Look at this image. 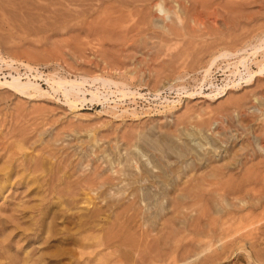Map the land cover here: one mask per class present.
Here are the masks:
<instances>
[{
    "label": "rangeland",
    "instance_id": "obj_1",
    "mask_svg": "<svg viewBox=\"0 0 264 264\" xmlns=\"http://www.w3.org/2000/svg\"><path fill=\"white\" fill-rule=\"evenodd\" d=\"M74 1L0 0V264H264V0Z\"/></svg>",
    "mask_w": 264,
    "mask_h": 264
},
{
    "label": "bare ground",
    "instance_id": "obj_2",
    "mask_svg": "<svg viewBox=\"0 0 264 264\" xmlns=\"http://www.w3.org/2000/svg\"><path fill=\"white\" fill-rule=\"evenodd\" d=\"M66 1L70 3V2H73L74 0H66ZM87 1H90V3H92V4H88L90 6L89 10L92 11V13L89 14V15L92 16L94 14H97V16L95 17L94 22L92 23V25L94 27L101 28V29H104V30H119V29H122L124 31L125 30H129V29H131V30L132 29H136V27L138 25V21L135 20V17L132 14V12L127 11V10H123L121 8L122 7L121 5L120 6L119 5L115 6V3H113V4L110 3L111 0H87ZM132 7L136 8L137 6L133 5ZM86 14H87V12L83 13L84 16H86ZM262 71H264V68L261 69V67H260V71L259 72L261 73ZM18 78H20V76H18ZM4 84H8V83L6 82ZM62 85H64V83H62L61 86ZM80 85H82V84H80ZM59 86H60V82H59ZM23 89H24V87H22V90ZM22 90H20V92H22ZM217 91H219V89ZM93 98H95V96H93Z\"/></svg>",
    "mask_w": 264,
    "mask_h": 264
}]
</instances>
